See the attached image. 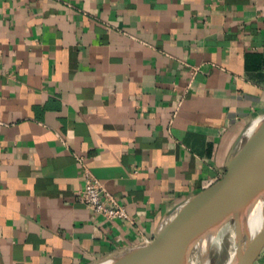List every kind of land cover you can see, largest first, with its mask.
<instances>
[{
  "label": "crops",
  "instance_id": "obj_1",
  "mask_svg": "<svg viewBox=\"0 0 264 264\" xmlns=\"http://www.w3.org/2000/svg\"><path fill=\"white\" fill-rule=\"evenodd\" d=\"M263 115L264 0H0V264L151 240Z\"/></svg>",
  "mask_w": 264,
  "mask_h": 264
},
{
  "label": "water",
  "instance_id": "obj_2",
  "mask_svg": "<svg viewBox=\"0 0 264 264\" xmlns=\"http://www.w3.org/2000/svg\"><path fill=\"white\" fill-rule=\"evenodd\" d=\"M225 160V171L214 183L180 204L154 237L97 264H186V256L202 244V264H211L210 246L221 223L229 218L243 239L228 264H253L264 246V218L255 223L249 189L264 178V115L239 138Z\"/></svg>",
  "mask_w": 264,
  "mask_h": 264
},
{
  "label": "bare ground",
  "instance_id": "obj_3",
  "mask_svg": "<svg viewBox=\"0 0 264 264\" xmlns=\"http://www.w3.org/2000/svg\"><path fill=\"white\" fill-rule=\"evenodd\" d=\"M248 196L252 203L255 223L259 224L264 218V178L256 182L249 189ZM229 223H230V219L229 218L225 219L221 223V225L217 228V230L213 235L211 246H214L215 248L213 255L216 257H219V253H221L222 249L225 248V240L223 238V233L229 227ZM232 238H233L234 250L229 254L226 264H228L230 261L234 259L237 252V245L241 243L243 239V235L239 228L237 230H234ZM195 247L196 248H193L194 250H191L186 256V264H202L201 261L202 244L197 243ZM110 264H121V263L120 261L117 260L111 262Z\"/></svg>",
  "mask_w": 264,
  "mask_h": 264
},
{
  "label": "built area",
  "instance_id": "obj_4",
  "mask_svg": "<svg viewBox=\"0 0 264 264\" xmlns=\"http://www.w3.org/2000/svg\"><path fill=\"white\" fill-rule=\"evenodd\" d=\"M76 195L80 202L104 219L115 220L128 218L123 205L88 171L85 172L84 185L81 189H78ZM149 241L146 239L145 243Z\"/></svg>",
  "mask_w": 264,
  "mask_h": 264
},
{
  "label": "rangeland",
  "instance_id": "obj_5",
  "mask_svg": "<svg viewBox=\"0 0 264 264\" xmlns=\"http://www.w3.org/2000/svg\"><path fill=\"white\" fill-rule=\"evenodd\" d=\"M234 230H236V225H235V222L231 220L229 223V227L223 233V238L225 240V248L222 249L221 253H219V257H216L213 255V252L215 250L214 246L210 247L211 264H226L227 263L229 254L234 250L233 238H232Z\"/></svg>",
  "mask_w": 264,
  "mask_h": 264
}]
</instances>
